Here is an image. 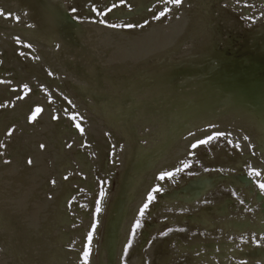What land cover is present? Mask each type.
<instances>
[{
    "label": "water",
    "instance_id": "95a60500",
    "mask_svg": "<svg viewBox=\"0 0 264 264\" xmlns=\"http://www.w3.org/2000/svg\"><path fill=\"white\" fill-rule=\"evenodd\" d=\"M0 11V264H120L146 192L197 136L228 125L264 160V0Z\"/></svg>",
    "mask_w": 264,
    "mask_h": 264
},
{
    "label": "rangeland",
    "instance_id": "374dc122",
    "mask_svg": "<svg viewBox=\"0 0 264 264\" xmlns=\"http://www.w3.org/2000/svg\"><path fill=\"white\" fill-rule=\"evenodd\" d=\"M210 137L213 138L209 139ZM245 137H247L246 134L230 126L218 128L192 138L166 164L146 192L129 232L127 243L125 241V248L123 246L120 253V264H137L138 261L143 262L142 264H215V262L222 264L219 262L221 259L218 256L222 252L220 242L222 233L219 234L222 232L220 231L221 226H219L221 219L218 218L216 211L208 210L207 206L213 204L216 206L217 203L226 201L225 199L228 200V206L234 208L237 205L235 208L242 209L246 213L251 211L248 202H246L248 198L252 202H256L252 211L255 213V220L259 226H264V189L260 187L261 184H264V160L257 157L250 141ZM201 140H206L208 143L200 144ZM193 145L197 146L193 147ZM198 149L207 155L206 160H202L201 156L197 154ZM185 153L187 154L183 156L182 154ZM256 172L261 175H255ZM200 175L213 177L211 178L212 189L207 192L204 198H201L202 200L199 199L195 202L197 204L193 203L188 206L179 203V199H177L178 202L172 204L173 206L169 204L171 202L169 197L175 190L180 191L179 188L189 181L198 180ZM161 176H164V179H160ZM232 176H245L249 183L248 185L247 183L246 185H237ZM149 195L154 197L151 202L148 201ZM166 199L168 200L166 201ZM259 199L261 200L259 201ZM146 203L148 207L145 209ZM245 208L249 210L247 209V211ZM142 210L143 215H141ZM203 212L212 218L211 221L214 224L216 223L214 227L209 228L208 225L202 227L199 225L200 222L190 220L191 217H202ZM149 223L151 225L153 223L151 230L148 229ZM138 224L139 226H137ZM146 230H149L150 234L149 238L145 239ZM245 233L247 234L245 235ZM259 238L260 240L254 230L249 228L234 233L232 236L233 246L231 247L240 250L243 249V244L261 245V241L264 242V231L261 232ZM194 244H198V246ZM205 244L209 247H206ZM209 257L211 260L208 259ZM237 262H239L238 264H247L248 260L239 256ZM256 264H263V262L258 260Z\"/></svg>",
    "mask_w": 264,
    "mask_h": 264
},
{
    "label": "bare ground",
    "instance_id": "6f19581e",
    "mask_svg": "<svg viewBox=\"0 0 264 264\" xmlns=\"http://www.w3.org/2000/svg\"><path fill=\"white\" fill-rule=\"evenodd\" d=\"M226 126H228V125H226ZM186 154L187 153L182 154V155L184 156ZM197 154H199L201 156L202 160H204V159L206 160L207 155L204 152H202L200 149H198ZM211 178H213V177H208V176H205V175L201 176L200 175L198 180L192 181V182L189 181V183L185 184L182 188H179V189H181L180 191L175 190L172 193V195H170L169 198H170L171 202L169 204L172 205V204L176 203L177 199H179L180 200L179 203L186 204L188 206L190 204L195 203L197 200H199L201 198H204L205 195L207 194V192L210 189H212L211 188V182H212ZM233 179H234V183H237V185L238 184H241V185L245 184L246 185V183L248 185V183H249L248 179L245 176H238V177L235 176V177H233ZM220 180H221V178H220ZM215 182H216V180H215ZM212 186H213V184H212ZM167 200L168 199H166V201ZM225 200L226 201H222V202H219V203L216 202L217 203L216 206H215V204L209 205V206L206 205L209 208V209L208 208H206V209L216 211V213L218 214V218L221 219L220 220L221 222L219 221L221 225H219V226H221V230L220 231H222V232H219V231L218 232H219V234L222 233V238L220 240L221 247H222V252L218 255L220 257L219 259H221V260H219V262L220 263L222 262V264H238L239 262H237V258L240 256V257H243L244 259L248 260L247 264H256L258 260H261L263 262V264H264V242L263 241H261V245H258V246H252V245H248V244L244 245L243 244L242 245L243 249H240V250L236 249L235 247H231V246H233L232 236H234V233H237V232L249 229V228L254 230V232L258 235V239L260 240L259 236H260L261 232L264 231V226L263 227L259 226V224L255 220V213H253L252 209L255 208L256 202H252L249 198H248V201L245 200L246 202H248L247 204L249 205V208L251 209L250 212L246 213L242 209L235 208L237 205L234 208H231L230 206H228L229 204H227L228 200L227 199H225ZM260 200L261 199H259V201ZM158 204H160V203H158ZM195 204H197V203H195ZM198 204H200V203H198ZM174 206H176V205H174ZM203 206H205V205H203ZM214 207H216V209H213ZM181 209H183V208H181ZM245 209L247 210L248 208H245ZM263 210H264V208H263ZM165 216H167V215H165ZM201 216L202 217H200V218L191 217L190 220H192L194 222L195 221L196 222H200L199 225L202 226V227L208 225L209 228H212V227H214L216 225V223L214 224L213 221H211L212 218L207 213L203 212V214ZM187 218H188V216H187ZM172 220H174V219H172ZM175 220H176V218H175ZM188 220H189V218H188ZM149 228H150V230L153 228V223H152V225L149 223L148 229ZM149 234H150L149 230H146L145 234H144L145 235V239L149 236ZM246 234L247 233H245V235ZM128 236H129V234H128ZM244 237H246V236H244ZM127 239H128V237H127ZM127 239H126V243H127ZM214 241L216 242V240H214ZM126 243L124 244V248H125ZM195 246H198V244L195 245ZM205 246H206V244H205ZM210 247H212V246H210ZM192 248H194V247H192ZM212 248H214V247H212ZM206 252H208V251H206ZM209 252H211V251H209ZM206 255H208V254H206ZM208 259H210V257ZM142 263H141V261L137 262V264H142ZM215 264H216V262H215Z\"/></svg>",
    "mask_w": 264,
    "mask_h": 264
},
{
    "label": "snow or ice",
    "instance_id": "6c2138e0",
    "mask_svg": "<svg viewBox=\"0 0 264 264\" xmlns=\"http://www.w3.org/2000/svg\"><path fill=\"white\" fill-rule=\"evenodd\" d=\"M122 2H123V0H122ZM165 2H166V3L175 4L176 6H179V5L182 3V0H165ZM113 7H116V5L114 4ZM111 10H112V9H109V11H111ZM73 11H75V9H74ZM0 15H5V13H3L2 11H0ZM160 15L163 16V15H165V13H164V12H161ZM157 18H159V17H157ZM212 138H213V137H210L209 139H212ZM245 139H247V137H245ZM199 143H200V144H206V143H208V141H206V140H201ZM196 146H197V145H193V147H196ZM237 147H239V145H237ZM169 175H171V174H169ZM255 175L259 176V175H261V173L256 172ZM160 179H164V176H161ZM260 187H261L262 189H264V184H261ZM157 191H159V189H157ZM153 198H154V197H153L152 195H149V196H148V201L151 202V200H152ZM147 207H148V204L146 203V204L144 205V208L146 209ZM96 211L99 212V211H100V208L98 207V208L96 209ZM141 215H143V210L141 211ZM137 226H139V224H138ZM164 235H167V233H164ZM89 240H91V237H89Z\"/></svg>",
    "mask_w": 264,
    "mask_h": 264
}]
</instances>
